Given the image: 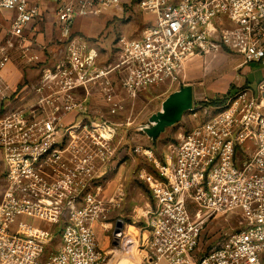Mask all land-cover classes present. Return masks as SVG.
<instances>
[{
	"label": "built area",
	"instance_id": "obj_1",
	"mask_svg": "<svg viewBox=\"0 0 264 264\" xmlns=\"http://www.w3.org/2000/svg\"><path fill=\"white\" fill-rule=\"evenodd\" d=\"M128 2L151 25L120 37L115 61L102 62L76 24ZM48 16L54 47L40 37ZM46 48L48 61L37 54ZM223 51L240 55L241 66L264 64V0H0V264H108L98 231L122 214L125 183L110 176L125 156L139 157L134 175L153 199L138 264H264V79L221 104L194 105L200 121L162 158L141 147L125 154L116 127L93 122L87 104L96 95L116 113L115 100L173 86L189 61ZM12 63L42 65L14 88L5 75ZM231 214L240 228L201 251L209 219Z\"/></svg>",
	"mask_w": 264,
	"mask_h": 264
},
{
	"label": "rangeland",
	"instance_id": "obj_2",
	"mask_svg": "<svg viewBox=\"0 0 264 264\" xmlns=\"http://www.w3.org/2000/svg\"><path fill=\"white\" fill-rule=\"evenodd\" d=\"M152 19V16L139 9L135 3L128 2L119 9H110L107 15L78 21L76 31L99 48L102 62L113 63L116 58L115 46L120 37L137 38L141 36L151 25ZM53 22L54 18L51 16L45 19L40 37L45 44L48 42L50 46L54 47V41L59 32ZM38 51L37 54L42 60L47 59L48 61L51 57L50 48ZM242 60L240 55L229 51L195 57L187 63L177 84L154 86L135 98L123 96L121 101L115 100V102H121L122 105V108L116 113L110 111L113 103H106L99 96L93 95L92 100L87 102L93 109L89 113L91 120L93 122L107 121L109 125L115 126L114 142L120 139L124 140L125 154L130 152L135 155V148L141 147L153 150L158 158H162L168 145L175 141L181 133L194 127L200 119L194 117L190 111L186 112L180 122L168 127L157 140L150 139L139 127L148 123L150 116L160 110L162 102L169 94L184 85L193 86L194 105L225 99L230 90H235L243 85L257 90L259 83L264 79V64L252 63L241 66ZM41 65L35 64L27 67L31 69V73L37 75ZM28 97L30 99L28 104H32L37 95L30 92ZM3 114V112L0 113V115ZM81 115L77 120H86L84 116L87 114ZM94 131L105 133V130L100 129ZM136 159L137 161L134 162L130 157L125 156L124 166L114 171L110 176L111 179L125 183L126 201L121 216L117 214L112 216L113 227L108 226L109 229L98 231L101 246L109 251L108 264H138L144 256V252H141L143 238L147 235L144 214L151 195L145 184L134 175V172L142 165L139 157ZM4 175L5 167L0 151V198L4 188ZM119 219L124 221V227L122 236L119 241H116L114 229ZM209 220L202 232L200 247L203 252L210 251L227 236L237 231L240 228L241 217L232 214L214 215ZM124 257L128 259V262L123 261Z\"/></svg>",
	"mask_w": 264,
	"mask_h": 264
},
{
	"label": "water",
	"instance_id": "obj_3",
	"mask_svg": "<svg viewBox=\"0 0 264 264\" xmlns=\"http://www.w3.org/2000/svg\"><path fill=\"white\" fill-rule=\"evenodd\" d=\"M194 91L192 85H184L169 94L162 102L160 110L153 113L148 123L139 127L150 139L157 140L168 127L180 122L183 115L193 109ZM124 221L117 220L114 237L119 241L123 234Z\"/></svg>",
	"mask_w": 264,
	"mask_h": 264
},
{
	"label": "crops",
	"instance_id": "obj_4",
	"mask_svg": "<svg viewBox=\"0 0 264 264\" xmlns=\"http://www.w3.org/2000/svg\"><path fill=\"white\" fill-rule=\"evenodd\" d=\"M27 66H24L23 64H16L12 63L10 64L6 70L5 75L7 77L8 82L15 88L19 86L20 84L24 83L25 80L30 78L31 80L36 77L35 73H31V69H29ZM194 91V88H193ZM194 100H195V92H194ZM150 202L147 203L146 209L148 206L153 204V199L151 196H149ZM123 212V210H122Z\"/></svg>",
	"mask_w": 264,
	"mask_h": 264
},
{
	"label": "trees",
	"instance_id": "obj_5",
	"mask_svg": "<svg viewBox=\"0 0 264 264\" xmlns=\"http://www.w3.org/2000/svg\"><path fill=\"white\" fill-rule=\"evenodd\" d=\"M233 92V90L231 91H229V94H231ZM228 94V95H229ZM224 100L225 99H222V100H220V99H217V100H213V101H211V102H207L208 104H212V105H218V104H221L222 102H224ZM206 104V103H205Z\"/></svg>",
	"mask_w": 264,
	"mask_h": 264
},
{
	"label": "bare ground",
	"instance_id": "obj_6",
	"mask_svg": "<svg viewBox=\"0 0 264 264\" xmlns=\"http://www.w3.org/2000/svg\"><path fill=\"white\" fill-rule=\"evenodd\" d=\"M123 246H124V244H123ZM125 246H126V245H125ZM124 258H125V257H124ZM125 260L128 262V259H126V258H125V259H123V261H125Z\"/></svg>",
	"mask_w": 264,
	"mask_h": 264
}]
</instances>
